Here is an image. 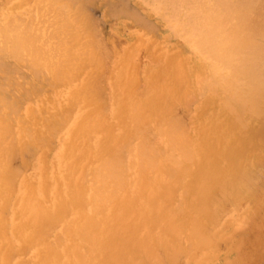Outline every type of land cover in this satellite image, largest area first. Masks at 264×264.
<instances>
[{
    "label": "bare ground",
    "instance_id": "bare-ground-1",
    "mask_svg": "<svg viewBox=\"0 0 264 264\" xmlns=\"http://www.w3.org/2000/svg\"><path fill=\"white\" fill-rule=\"evenodd\" d=\"M263 232L264 0H0V264H259Z\"/></svg>",
    "mask_w": 264,
    "mask_h": 264
},
{
    "label": "rangeland",
    "instance_id": "rangeland-1",
    "mask_svg": "<svg viewBox=\"0 0 264 264\" xmlns=\"http://www.w3.org/2000/svg\"><path fill=\"white\" fill-rule=\"evenodd\" d=\"M130 4L133 5V1H131ZM92 9H93V11H94V13H95V16H96L97 18H102V17H104L105 12L103 11V9H99V8H97V6H93ZM119 18H120V17H118L117 15H114L113 19L110 21L111 26H112L114 23L119 22V21H120ZM262 237H263V239H262L263 241H261V242H263V245H264V232H263ZM221 250H226V248L223 247ZM259 264H264V254H263V257H262V259H261V261H260Z\"/></svg>",
    "mask_w": 264,
    "mask_h": 264
}]
</instances>
